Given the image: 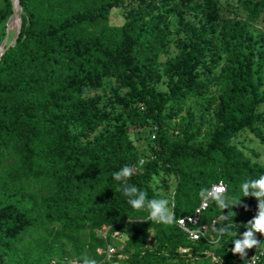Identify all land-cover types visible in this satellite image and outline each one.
<instances>
[{"label":"trees","instance_id":"obj_1","mask_svg":"<svg viewBox=\"0 0 264 264\" xmlns=\"http://www.w3.org/2000/svg\"><path fill=\"white\" fill-rule=\"evenodd\" d=\"M119 1L45 24L29 0H19L21 30L15 46L0 60V264H50L69 254L79 263L84 256L101 263L104 257L96 250L106 244L96 232L106 227L110 234L126 237L123 257L114 258V264H245L231 245L235 236L248 230L258 205L255 197H243L240 186L264 175V164L253 161L232 141L248 131L264 143L257 112L264 104L263 79L254 71L252 57L239 48L248 39L247 25L264 22V0L240 2L244 24L229 20L217 0H177L181 7H198L199 18L197 23H180L186 43L165 63L159 57L168 47L170 32L157 1L130 8L113 44L103 32L95 37L76 33L81 26L107 20ZM5 2L11 9L10 1ZM218 35L228 65L217 75L222 85L213 111L217 124L205 149L189 147L191 120L183 141L169 146L163 123L176 118L181 109L165 108L207 90L209 84L198 78L197 68L215 50L211 42ZM159 67L171 79L166 92L149 86L159 77ZM215 69L212 59L206 70L212 74ZM109 79L128 90L129 99L116 96L117 104L127 107V117L110 134L84 144L108 115L98 110V96L82 94ZM128 124L136 129L155 126L156 149L128 183L146 191L149 199L157 198L154 177L174 175L171 226L137 220L143 211L131 208L119 190L120 182L113 179L114 172L125 165L134 169L138 161ZM219 182L228 197L241 202L221 210L209 201L201 218L209 231L196 242L188 241L176 221L192 215L202 201L200 192ZM228 212L229 218L221 219ZM223 226H230L231 234L218 238L213 228ZM85 230L87 244L81 238ZM180 248H189L195 256L179 254ZM254 264H264V248Z\"/></svg>","mask_w":264,"mask_h":264},{"label":"rangeland","instance_id":"obj_2","mask_svg":"<svg viewBox=\"0 0 264 264\" xmlns=\"http://www.w3.org/2000/svg\"><path fill=\"white\" fill-rule=\"evenodd\" d=\"M114 1V0H29L30 7L36 9L37 17L40 21L47 24L49 22H60L65 16L70 13L82 11L97 7L101 3ZM158 2V10L166 16L164 23L167 26L169 35V44L166 51L160 55L159 62L165 63L170 57L177 54L180 45H184L186 40L181 32L180 23L183 20L197 23L199 18V9L195 5H191L188 8H184L178 5L177 0H152ZM243 0H217L221 12L232 22L245 23V13L240 6V2ZM150 0H121L117 6L113 7L109 17L105 21H98L90 26H81L76 30V33L85 37H95L100 33H104L108 42L113 44L118 38L119 28L125 22L126 13L130 8L139 7L142 4H148ZM19 8V7H18ZM19 14L21 19L23 16L22 10ZM11 16V9L7 8L5 0H0V46L8 33V43L10 45L14 38L17 36L18 28L16 25L11 29V23L7 26L8 20ZM264 22L262 19L247 25L248 39L239 44L241 52L245 55L252 57L253 69L257 75L263 79V86L261 88L264 91V41L262 40ZM15 28V29H14ZM211 46L215 48L200 62L197 68V76L200 80L208 82L209 87L205 90L200 97L189 98L186 100H178L166 106L165 111L170 110L177 111L181 109V113L172 120H166L163 123V134L169 143V146L177 144L183 141V130L191 120L190 134L193 139L189 143L190 148L205 149L209 138L212 134L216 121L213 118V111L218 108V95L222 91V85L217 80V75L220 69L228 65V59L222 49V39L218 35L212 39ZM216 61V69L210 74L206 67L211 60ZM159 77L150 82L149 86L155 87L158 91L166 92L171 79L164 75L161 68L158 69ZM82 96L84 98H91L98 96L100 98L97 106L98 110L105 112L108 118L97 129V131L90 137L89 141H84V144L91 143L93 139L98 136L110 134L114 127L125 120L127 117L128 109L125 106L117 104L116 96H125L129 99L128 90L123 89L116 79L103 80L101 85L96 90H84ZM259 114V125L264 134V104L260 105L257 109ZM155 126L149 124L141 128H133L129 124L127 126L128 137L133 147V153L137 157V163L134 167V171H141L138 163L140 160H145L152 151L156 149V140L152 137L155 135ZM232 144L248 155L253 161L259 164H264V143L254 138L248 131L238 134L232 141ZM254 152V153H252ZM177 179L174 175L163 176L159 175L154 177L152 187L156 193L157 198H168L171 201L172 193L175 190ZM255 202L258 205L257 199ZM138 219H147L149 213L147 211L137 213ZM87 231L82 232V240L85 239ZM99 236V232H96V236ZM242 234L235 236V239H239ZM151 236L150 238H152ZM256 239L261 243L255 248L247 249L246 255L241 257L243 262H248L254 258H260L262 250L264 248V235L256 233ZM211 242H215V236L212 235ZM112 245L116 250H123L122 246L113 240ZM85 246V245H84ZM152 242L147 241V247H151ZM233 244L231 245V249ZM86 249V246H85ZM190 255L195 256L191 250ZM69 253V251H68ZM86 254V253H85ZM183 255V254H182ZM187 253V258L190 257ZM191 256V257H192ZM65 259L74 260L70 254ZM103 264V263H102Z\"/></svg>","mask_w":264,"mask_h":264},{"label":"clouds","instance_id":"obj_3","mask_svg":"<svg viewBox=\"0 0 264 264\" xmlns=\"http://www.w3.org/2000/svg\"><path fill=\"white\" fill-rule=\"evenodd\" d=\"M134 174L133 167L125 165L118 171L113 173V179L120 182L119 190L127 197V203L137 211H147L149 213L148 220L171 226L175 223L174 204L168 198H148V194L144 190H140L135 185L129 184L128 180ZM243 197L253 196L258 201V211L253 220L249 221L247 231H245L239 239H234L231 251L233 254H239L241 257L246 255L247 249L256 248L261 242L256 239V233L264 235V175L255 180H246L240 186ZM227 189L223 184L214 186L212 189L202 190L200 196L204 201L214 202L221 210L231 209L233 205H237L241 200L226 195ZM233 213V212H232ZM235 213H233V216ZM222 216L221 219H228ZM218 238L230 235V226L213 228ZM110 256H106L104 264H109ZM80 264H100V262L89 256L81 258Z\"/></svg>","mask_w":264,"mask_h":264},{"label":"built area","instance_id":"obj_4","mask_svg":"<svg viewBox=\"0 0 264 264\" xmlns=\"http://www.w3.org/2000/svg\"><path fill=\"white\" fill-rule=\"evenodd\" d=\"M153 139H155V137H152ZM144 164L143 160H140V162L138 163L139 167H142ZM223 184L221 182H219L218 184L214 185H220ZM224 185V184H223ZM212 186V188L214 187ZM211 188V189H212ZM208 203L209 201H204L202 199V201L200 202L198 208L193 212L192 215L189 216H184L182 218H179L176 221V226L186 235L187 240L190 242H196L198 240H200L201 237L204 236V234L206 232L209 231V226L208 224H203L201 223V218L203 216V213L207 210L208 208ZM216 223V221H212L211 225L214 226ZM110 228L106 227L103 228L102 230L99 231V236L102 237V239L105 241V247L104 248H99L97 249V253L99 255H103V260L100 264L104 263L105 257L106 256H110L111 260L109 261V263L114 264L113 259L117 258V259H122V254H123V250H116L114 248V245H112L109 240L110 238L112 240H115L116 242H119L120 246H122V248H124V244H125V235L124 234H120L118 232H115L113 234H110ZM190 249L189 248H180L178 250L179 254H183V255H187V253H189ZM214 259V258H213ZM260 258H254L248 262H244L245 264H254L255 262L259 261ZM50 264H80L79 262L75 261V260H52L50 262Z\"/></svg>","mask_w":264,"mask_h":264},{"label":"water","instance_id":"obj_5","mask_svg":"<svg viewBox=\"0 0 264 264\" xmlns=\"http://www.w3.org/2000/svg\"><path fill=\"white\" fill-rule=\"evenodd\" d=\"M10 1V4H11V16L8 20V23H7V26H9V23L12 21V20H15L17 23H18V33H17V36L14 38V40L11 42L10 45H7L8 43V36L6 35L4 41H3V44L0 46V60L2 58V56L6 53V51L12 47L15 46L16 42H17V39H18V36H19V33H20V30H21V26H22V20H21V15L19 14V11L21 10V7L19 5V0H9ZM14 4H17V7L18 8V12L15 11V8H14Z\"/></svg>","mask_w":264,"mask_h":264},{"label":"bare ground","instance_id":"obj_6","mask_svg":"<svg viewBox=\"0 0 264 264\" xmlns=\"http://www.w3.org/2000/svg\"><path fill=\"white\" fill-rule=\"evenodd\" d=\"M14 8H15V11L18 12V7H17V4H14ZM20 12V11H19ZM15 25V20H12V23H11V29L12 27ZM16 25H17V28H18V23L16 22ZM15 29V28H14ZM7 36H8V33H7Z\"/></svg>","mask_w":264,"mask_h":264}]
</instances>
